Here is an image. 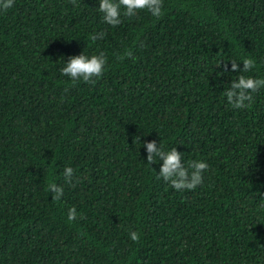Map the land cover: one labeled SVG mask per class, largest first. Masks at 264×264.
Returning a JSON list of instances; mask_svg holds the SVG:
<instances>
[{"label":"trees","instance_id":"1","mask_svg":"<svg viewBox=\"0 0 264 264\" xmlns=\"http://www.w3.org/2000/svg\"><path fill=\"white\" fill-rule=\"evenodd\" d=\"M98 4L0 12V264H264V88L246 109L223 95L238 75L264 78V0H163L159 19L118 26ZM81 52L107 58L95 84L61 74ZM244 58L249 72L222 70ZM152 140L205 161L203 183L157 180Z\"/></svg>","mask_w":264,"mask_h":264},{"label":"clouds","instance_id":"2","mask_svg":"<svg viewBox=\"0 0 264 264\" xmlns=\"http://www.w3.org/2000/svg\"><path fill=\"white\" fill-rule=\"evenodd\" d=\"M73 5L76 0H71ZM14 4V0H0V12H6ZM98 10L103 14V22L110 26H118L124 17H135L138 12L147 10L153 17L159 19L163 15V0H99ZM106 33L101 31L90 35L89 39L95 42L103 39ZM128 58H134L131 50L125 53ZM107 58L103 52L98 55H86L81 52L79 55L69 56L67 62L60 69L61 74L70 78L73 83L84 82L95 84L105 71ZM243 68H239L238 63L231 61V68L227 64L223 65L222 70L231 72L247 73L255 67V62L251 58H244ZM221 67L220 62L216 65ZM264 88V78H254L251 76L238 75L232 80L230 85L223 91L227 102L234 109L250 108L253 102V94ZM139 140V137H137ZM140 142V141H139ZM147 164L152 165L162 161L156 179L168 182L173 189L178 192L194 190L203 183V174L208 171L209 165L203 160H192L187 166L182 159V153L176 147L165 149L161 144L157 145L155 140L145 142ZM154 171V170H153ZM75 171L72 167L66 166L63 169L64 181L67 184L73 183ZM51 199L60 201L64 195V188L55 182L47 185ZM75 207L68 209V221H74L77 216ZM129 238L133 242H138L140 234L137 231H129Z\"/></svg>","mask_w":264,"mask_h":264}]
</instances>
